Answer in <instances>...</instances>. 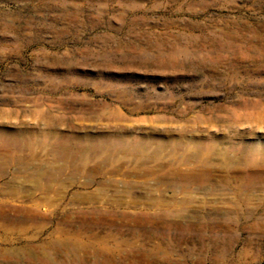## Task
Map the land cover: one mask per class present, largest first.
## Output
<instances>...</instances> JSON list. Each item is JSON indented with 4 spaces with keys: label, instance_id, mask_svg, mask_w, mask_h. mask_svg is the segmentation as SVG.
Wrapping results in <instances>:
<instances>
[{
    "label": "rangeland",
    "instance_id": "374dc122",
    "mask_svg": "<svg viewBox=\"0 0 264 264\" xmlns=\"http://www.w3.org/2000/svg\"><path fill=\"white\" fill-rule=\"evenodd\" d=\"M0 264H264V0H0Z\"/></svg>",
    "mask_w": 264,
    "mask_h": 264
}]
</instances>
